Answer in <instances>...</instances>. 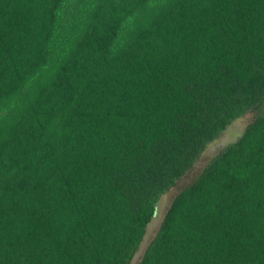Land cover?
<instances>
[{
  "label": "trees",
  "instance_id": "obj_1",
  "mask_svg": "<svg viewBox=\"0 0 264 264\" xmlns=\"http://www.w3.org/2000/svg\"><path fill=\"white\" fill-rule=\"evenodd\" d=\"M264 264V0H0V264Z\"/></svg>",
  "mask_w": 264,
  "mask_h": 264
},
{
  "label": "rangeland",
  "instance_id": "obj_2",
  "mask_svg": "<svg viewBox=\"0 0 264 264\" xmlns=\"http://www.w3.org/2000/svg\"><path fill=\"white\" fill-rule=\"evenodd\" d=\"M254 118V114H247L244 117L238 119L233 122L226 131L213 143H211L203 154L198 158L193 168L185 174L182 179H180L174 187H172L164 196L161 197L157 216L154 218L152 223L149 225L144 242L135 256L133 262L131 264H137L148 245L149 241L153 238L155 232L157 231L163 216L169 207L173 198L185 187L190 185L196 177L202 172L204 167L213 158L217 155L223 148H225L228 144L235 141V139L241 135L244 131L246 125L250 123Z\"/></svg>",
  "mask_w": 264,
  "mask_h": 264
}]
</instances>
